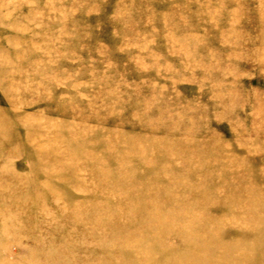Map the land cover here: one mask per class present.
<instances>
[{"label": "rangeland", "instance_id": "374dc122", "mask_svg": "<svg viewBox=\"0 0 264 264\" xmlns=\"http://www.w3.org/2000/svg\"><path fill=\"white\" fill-rule=\"evenodd\" d=\"M0 264H264V0H0Z\"/></svg>", "mask_w": 264, "mask_h": 264}]
</instances>
